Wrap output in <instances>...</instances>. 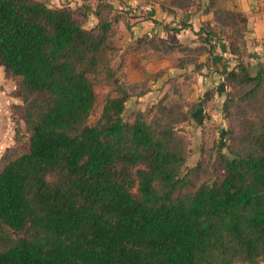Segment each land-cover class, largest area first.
<instances>
[{
	"label": "trees",
	"instance_id": "obj_1",
	"mask_svg": "<svg viewBox=\"0 0 264 264\" xmlns=\"http://www.w3.org/2000/svg\"><path fill=\"white\" fill-rule=\"evenodd\" d=\"M94 15L97 24L86 29L82 7L0 0V64L21 79L29 132L26 151L0 171V264L264 262V70L251 75L241 60L245 16L213 12L215 23L234 30L229 51L239 61L222 73V145L187 168L190 140L179 126L211 94L188 107L168 77L184 104L167 102L168 91L124 117L132 90L120 80L123 55L112 42L123 16L109 3ZM204 31L189 58L195 70L218 39ZM141 43L164 55L183 48L173 34ZM100 76L111 91L92 121V78ZM204 173L210 178L189 190Z\"/></svg>",
	"mask_w": 264,
	"mask_h": 264
},
{
	"label": "crops",
	"instance_id": "obj_2",
	"mask_svg": "<svg viewBox=\"0 0 264 264\" xmlns=\"http://www.w3.org/2000/svg\"><path fill=\"white\" fill-rule=\"evenodd\" d=\"M45 1V0H42ZM173 0H46L54 8L68 6L87 10L86 29L97 24L94 15L98 3H109L122 14L123 19L112 26V42L123 55L120 80L132 90L127 108L143 110L169 91L167 78L176 79L185 104L190 107L206 93L211 99L193 112L191 122L204 131L218 128L223 135L226 122L221 106L226 89L222 73L237 69L239 58L229 51L232 28L220 27L213 20L217 7L238 12L245 16L247 25L242 32L239 46L241 60L251 75L264 70V0H193L190 7L172 6ZM213 3L214 7H211ZM217 33L210 55L199 59L195 70L189 61L194 47L201 45L205 31ZM171 34L183 45L172 54L164 55L149 46L137 44L138 39L168 41ZM182 61V64H179ZM208 130V129H207ZM222 141V140H221ZM219 145V144H218ZM222 145V144H220ZM264 264V263H261Z\"/></svg>",
	"mask_w": 264,
	"mask_h": 264
},
{
	"label": "rangeland",
	"instance_id": "obj_3",
	"mask_svg": "<svg viewBox=\"0 0 264 264\" xmlns=\"http://www.w3.org/2000/svg\"><path fill=\"white\" fill-rule=\"evenodd\" d=\"M92 80L97 96L96 108L91 118L94 121L100 114L104 100L111 91V86L104 82L102 76L98 80L96 79L94 81L93 78ZM20 83V78L8 76L5 73V67L0 64V171L8 160H13L24 153L28 145L29 132ZM167 102L182 101L169 90V99ZM130 112L125 113L124 117L129 116ZM225 122L227 128L228 123L227 121ZM206 126L205 131L204 129L201 130L193 122L179 126L181 128L180 130L190 140L189 156L186 161L187 168H193L200 159L206 162L209 159L211 149L218 146V144H222L221 140L223 142V135L218 128ZM211 171L221 173L219 169ZM209 178L208 174H202L200 178L194 179V187L188 189L192 190L197 188L200 183L207 181Z\"/></svg>",
	"mask_w": 264,
	"mask_h": 264
}]
</instances>
